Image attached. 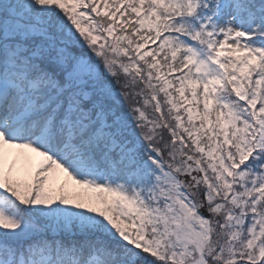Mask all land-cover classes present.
Segmentation results:
<instances>
[{
    "label": "snow or ice",
    "instance_id": "1",
    "mask_svg": "<svg viewBox=\"0 0 264 264\" xmlns=\"http://www.w3.org/2000/svg\"><path fill=\"white\" fill-rule=\"evenodd\" d=\"M0 264H264V0H0Z\"/></svg>",
    "mask_w": 264,
    "mask_h": 264
}]
</instances>
